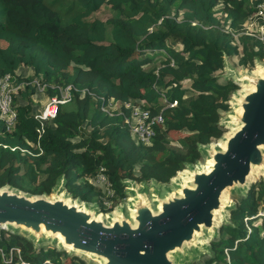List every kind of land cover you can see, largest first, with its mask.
I'll use <instances>...</instances> for the list:
<instances>
[{
    "label": "trees",
    "instance_id": "1",
    "mask_svg": "<svg viewBox=\"0 0 264 264\" xmlns=\"http://www.w3.org/2000/svg\"><path fill=\"white\" fill-rule=\"evenodd\" d=\"M102 6L109 16L91 17ZM253 10L249 0H0V77L22 84L11 93L13 125L6 130L0 120V188L32 196L59 188L106 213L126 197L128 182L164 185L203 160L237 89L216 74L224 59L247 69L264 59V32L262 39L241 33ZM19 67L30 76L19 77ZM35 81L47 99L71 86L41 126ZM108 100L119 106L111 115L102 110ZM123 102L160 113L148 143L130 135ZM171 131L183 134L170 138ZM100 168L108 192L93 183ZM263 206L257 180L230 205L202 264H264ZM19 260L92 264L0 228V264Z\"/></svg>",
    "mask_w": 264,
    "mask_h": 264
},
{
    "label": "water",
    "instance_id": "2",
    "mask_svg": "<svg viewBox=\"0 0 264 264\" xmlns=\"http://www.w3.org/2000/svg\"><path fill=\"white\" fill-rule=\"evenodd\" d=\"M260 68V73L240 77L246 90L238 94L237 112L224 120L236 127L215 148L202 147L207 166L186 167L187 182L179 183L174 194L156 191L155 207L145 203L141 192H134L130 214L121 212L104 221L94 206L81 201L32 196L4 186L0 188V228L21 232L34 242L49 240L100 264L186 262V251L198 248V239L212 232L215 237L226 190L243 189L250 170H264V63Z\"/></svg>",
    "mask_w": 264,
    "mask_h": 264
},
{
    "label": "rangeland",
    "instance_id": "3",
    "mask_svg": "<svg viewBox=\"0 0 264 264\" xmlns=\"http://www.w3.org/2000/svg\"><path fill=\"white\" fill-rule=\"evenodd\" d=\"M107 16H109V14H108V9L106 6L100 7L98 10H96L91 15V17H96L99 19H105ZM258 28H259V24L255 25L253 27L254 30H257ZM234 35H235V37L233 36L234 39L236 37H238V34H234ZM0 46H4V43L2 41H0ZM263 63H264V60L255 62L250 69H247V68H243V67H240L237 65L236 57H226L224 59V66L221 68V70L219 72L216 73L219 77V80L223 81L225 79H231L237 85V89L230 95L228 102H227L230 110L227 113L223 114L219 119V123L222 124L223 130H224L221 137L224 136L225 133H229L230 131H232V129H234L236 127V125H232L230 122L224 121V120L231 118L232 115L235 114V112H237L238 94H240L246 90V85H245L244 81H241L240 77L244 74L260 73L262 71L260 67ZM16 74L19 77H23V78L29 77L31 74V69L27 68V67H19L16 70ZM32 83L36 85L35 86L36 87L35 93L32 96V101L34 102L33 109H35L36 111H39V113L42 114L44 107H45L44 105L46 103L45 101L47 98L43 95L41 86H38L36 81L32 82ZM21 87H22V84L11 85V89L13 91H15ZM115 107H117V106H115ZM180 134H183V132L180 133V132H172L171 131V132H169V137L175 138V137H178ZM221 137L217 138V139H211L210 142L207 144V146L209 148H215L219 144ZM204 162H205L204 159L199 161L197 164H195L193 166V168L197 169V168L203 167ZM260 171H261V173L257 177H255L252 181H248V183L246 184V186L243 189H241V188L229 189L228 188L226 190V192L223 196L224 206L219 211V214H218L219 224L222 223L223 220L227 217L230 205H232L239 197H241L244 194V192L248 189L250 184H252L253 182H255L257 180H263L264 181V170H260ZM188 175H189V169H187V168L183 169L181 171H177L175 173V175L169 179L168 183H166L164 185L158 184V183H152V182H147L145 184H142V183L130 181L127 183L126 197L122 201L117 202L106 213L98 212L95 207H94V209L98 213H100V215H102V217L104 218V221L108 220L107 216L118 217L121 212L122 213L124 212L125 215H128V214H130L131 204L135 201L136 196H135L134 192H141L142 196L145 199V203L150 207H155L156 203L154 200H155V195H156L155 192L156 191H158L160 195H164L167 191H169L170 194H174L177 191V187H178L179 183H186L187 182ZM54 196L66 197L67 202H74L76 200V199H72L71 197H69L63 190H60L59 193H57V195H54V193H50L48 195V197H50V198H52ZM109 206H107V207H109ZM81 207H83V206H81ZM258 215L264 217V206H263V209L258 212ZM7 228L8 227H6L5 229H7ZM214 233L215 232H212L211 235L206 234L203 237L204 239L203 238L198 239L197 240L198 241L197 243L199 244L198 248L191 249V251H186V255H187L186 262L183 259H181L176 264H202L203 261L208 257V251L206 249V246L209 242V239L214 236ZM43 243H45V244H51L52 243V244H55V246H57L56 243H53L49 240L43 241ZM64 251L68 252L67 249H65ZM74 253L77 254L76 252H74ZM77 255L81 256L83 258V260L86 262H91L92 264H100L98 259H96V258L94 259V258L90 257L89 255H83V256L80 254H77Z\"/></svg>",
    "mask_w": 264,
    "mask_h": 264
},
{
    "label": "built area",
    "instance_id": "4",
    "mask_svg": "<svg viewBox=\"0 0 264 264\" xmlns=\"http://www.w3.org/2000/svg\"><path fill=\"white\" fill-rule=\"evenodd\" d=\"M220 2L222 0H216ZM253 12L245 19L242 24L241 33L262 39L264 32V0H249ZM259 24V28L254 30L253 27ZM232 36L235 37L234 34ZM9 76L5 75L0 77V120L4 123L5 129L9 130L15 120V111L12 104V94L14 91L11 89ZM71 86L64 87L59 94V97H51L45 102L44 110L41 113L36 111L34 118L38 119L40 126L46 120L52 119L55 115L57 104H62L70 98ZM175 105V102L169 103L168 106ZM112 100H108L102 110L111 115L113 109L119 110V106ZM122 106L129 108L127 115L124 117V122L127 125L130 135L134 138L135 142L148 143L151 136L154 134L153 126H160L162 124V117L160 113L151 115L148 110L141 108L139 105H130L128 102H123ZM101 168L97 173L93 183L98 185L108 192L106 188L107 182L105 176L101 172ZM16 264H31L24 260H19Z\"/></svg>",
    "mask_w": 264,
    "mask_h": 264
},
{
    "label": "bare ground",
    "instance_id": "5",
    "mask_svg": "<svg viewBox=\"0 0 264 264\" xmlns=\"http://www.w3.org/2000/svg\"><path fill=\"white\" fill-rule=\"evenodd\" d=\"M264 60V59H263ZM225 134H228V133H225ZM224 134V135H225ZM220 145L221 146H223L221 143H220ZM207 163H209V160H205V164H204V166L206 167L207 166ZM208 168V167H207ZM206 168V169H207ZM252 169V168H251ZM250 172H251V174L249 175L248 174V176H247V181H252L255 177H257L260 173H261V171L260 170H258L257 168H253L252 169V171L250 170ZM222 194V193H221ZM223 196V195H222ZM221 195H220V197H222ZM98 214H100V213H98ZM219 223V219H216V222H215V224H218ZM57 236H59L58 234H57ZM68 247V246H67Z\"/></svg>",
    "mask_w": 264,
    "mask_h": 264
}]
</instances>
